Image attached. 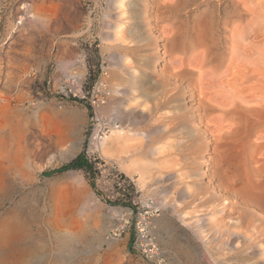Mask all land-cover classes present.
Here are the masks:
<instances>
[{
  "label": "rangeland",
  "instance_id": "1",
  "mask_svg": "<svg viewBox=\"0 0 264 264\" xmlns=\"http://www.w3.org/2000/svg\"><path fill=\"white\" fill-rule=\"evenodd\" d=\"M170 1L147 0V5L146 0H124L118 9V0H0V91L13 99V113L24 124L21 128L29 141L32 162L45 169L39 184L14 187L3 207L27 221L19 246L27 251L19 258L22 263L146 264L132 252V232L117 241L107 240L113 216L127 208L136 212L140 196L153 198L162 209L154 221V235L169 264H257L264 259L261 253L246 255L247 244H239L237 249L236 241L230 245L226 241V231H233L235 226L233 204H243L250 197L264 198V86H258L264 84L262 61L260 69L257 67L260 71L252 69L258 76L249 72L256 79L244 83L246 90L243 87L241 94L246 96L242 103L245 110L238 109L237 98H229L235 97L233 91L223 96L228 97V103L232 101L231 107L236 106L235 113L223 121V131L214 127L217 125L209 124V128L206 122L194 123L190 117L187 124L175 121V114L190 108L194 104L191 99H198L190 92L194 81H186L177 89L179 97L170 110L155 108L153 100L146 97L160 94L156 84L162 70L169 73L170 58L191 54V43L205 31L203 20L211 12L221 17L230 10L225 26L232 29L238 25L239 32L250 34L246 43H252L264 32V8L255 17L251 11L235 14L231 0H196L194 4L192 0H178L181 8L174 20L158 25L160 31L169 27L180 30L183 36L188 26V43L179 34L170 42L157 32L153 51L172 54L147 58L142 48L148 36L143 11L153 17L157 7L175 3ZM27 4L41 12L40 19L22 9ZM118 24L124 43L113 41ZM231 44L218 50L219 54L214 46L207 50L226 58L223 65H219L221 57L211 65L222 66L220 72L233 73L228 59ZM79 89L86 99L75 96ZM93 96L106 100L99 109L102 116L124 131L136 132L129 158L123 160L119 153H105L104 149L102 159L90 161L85 157ZM194 125L199 129L193 130ZM59 134L62 141L57 145ZM2 137L8 142L9 131ZM79 158L85 167L66 168ZM130 165L146 170L145 184L138 181V174L127 171ZM119 175L133 179L139 194L131 191L123 197L117 184ZM60 192L68 195L65 205L58 201ZM223 199L230 204L224 206ZM231 207L235 212L229 211ZM60 208L66 210L67 234L57 233ZM199 227L203 236L197 233Z\"/></svg>",
  "mask_w": 264,
  "mask_h": 264
},
{
  "label": "bare ground",
  "instance_id": "2",
  "mask_svg": "<svg viewBox=\"0 0 264 264\" xmlns=\"http://www.w3.org/2000/svg\"><path fill=\"white\" fill-rule=\"evenodd\" d=\"M118 1H120V2L117 4V7H118V9H120V8H122V6L124 4V0H118ZM174 1H175V3H173L171 5L169 3V4H164L162 6L157 7V9H156L157 11L153 17H151L152 15L150 16L147 11H143L144 19H142V20L147 25L148 36L146 35L145 42H147V43H145L146 45L142 46V48H143V51L147 54L146 55L147 58L150 57V55H164V57H166V56H169L172 54L171 51L169 54V51H166V50L162 53H160L159 51H153L154 50L153 44H154V41L156 40V38L158 36L157 32H160L161 34L165 35L166 38H168L170 40V42L173 39L175 40L176 38H174V36L176 37L179 34L180 30L179 31L176 30L177 32H175V31H173L172 28L171 29L169 27L165 28L164 26H163L164 28L162 27L163 30L160 31L161 27L158 25V23L163 22L165 20L172 19V21H173L175 16H177L179 8H181V7L177 4L178 0H173V2ZM192 1L194 4L196 0H192ZM252 2H253V0H231L232 8H233V11L235 12V14L236 13L240 14L244 11H247V12L251 11V13H253L252 15L255 16V15H257L256 13L261 12L262 8H264L263 7L264 6V0L263 1L261 0V2L258 1L259 3L258 4L256 3L257 5H255V6H250L252 4ZM146 4L148 5L147 0H146ZM146 4L144 6L142 4V7L148 9V6ZM151 6L149 5V7H151ZM187 6H188V4H187ZM22 7H23L22 8L23 10L26 8L27 13L30 17H32L34 19H40V16H41L40 11L38 12L37 10L32 9V7L28 4H27V7L25 5ZM29 9L31 11H29ZM182 9L185 10L186 7L183 6ZM33 10H34V13L32 12ZM133 10H135V9H133ZM229 11L228 12L224 11L223 15L221 17L219 15H216L214 12H211L209 14V17L206 18L205 20H203V21H205L204 25H205L206 29L204 32L201 31L198 33L199 38L198 37L197 38L199 41L198 40L196 42L190 41V42H192L191 45L194 48V50L192 52L189 51V52H191V54H189V56L187 54H183L184 56H180V57H177L178 56L177 55L176 57L170 58L171 62L169 65V68H170L169 73L165 74L164 70L161 71L162 77L159 80V82L156 84L157 88H161L160 94H158L157 96H153L151 94H146V97H148L149 100H153L155 108L165 109V110L169 109L170 110L172 103L177 101V99L179 97L177 89L182 87V84L186 81L187 82H189V81L193 82L194 81L195 82L194 85L192 87L190 86V92L192 93L193 98L195 96L198 97L197 100L191 99V102L196 104V105L193 104L190 108L182 111V113L175 114L174 115L175 121L179 120V121L187 124L189 121L187 118L190 117L191 119H193L194 123H195V121L196 122L198 121V123L206 122L207 126L209 124H210L209 126H211L213 124V125H217L214 127L221 128L222 124L224 123L223 121L228 116L231 117L230 115H232L234 112L233 108L236 107V106L231 107L233 105L230 106V104H232V101H231V103H228V101H227L228 97L225 98L226 100L223 98V96L224 97L228 96V93L231 91L234 92L235 97L232 98L229 96V98H231V99L237 98V100H239L240 104L238 105V109L240 110L243 107L245 108V106L242 103L246 102L244 100V98H246V96L244 97V95L242 96V94H241V92H243L244 83H246V81H250L251 79H254V78L256 79V77H254L256 75L254 73V71H256V70L253 71L252 69H254V68L256 69L257 67L259 68L260 65H262V64H263L262 66H264V32H262L261 35L259 34L258 38L255 37V39H252L251 41L254 40L252 43H246L247 38L249 37L250 34H247L245 31H242V30H241L242 32H239L237 29L238 25L232 29H228L225 26V22H227L229 17L231 16V12H229ZM30 12H32V14ZM136 13H138V12H136ZM135 19H137V18H135ZM154 20L157 21L155 24L153 23ZM115 30L116 31H115V36H114L113 41L118 42V43H121V42L124 43L123 37H121V24H118L115 27ZM189 30L190 29L187 26L186 29L184 30V32H185L184 36L180 35L181 33L179 34L180 36L184 37V41L187 40V41H185L187 43L189 40V36H187L188 34H186V33L189 32ZM136 32H138V30ZM135 33H134V35L136 36L137 34H135ZM220 33H222V36ZM140 35L142 36V34H140ZM254 35H256V34H254ZM141 36H139V38ZM178 39H180V37ZM167 42L169 43V41H167ZM208 42L211 44L209 45ZM229 42H231L233 44L231 55L228 58L229 62H230L229 65H230V67L233 68V73H230V74H229V72H227L228 70L224 71V72L223 71L220 72V68L222 66H219L220 68L218 66H215V67L211 66L212 63H214L217 60V58H219V57H221V58H219L220 59L219 65H223V62L225 61L226 58L223 57L222 55H219L217 57L213 53L209 54V52H208L209 47H211V46H214L217 49V52H218V50L222 51L223 47H225V45H227V43H229ZM180 43L178 42V44H180ZM202 46H205L204 50H202V48H203ZM137 47H139V45ZM187 48H191V47H187ZM133 52H135V51H133ZM219 52H218V54H219ZM136 53H139V51ZM186 56H188V57H186ZM185 58H188V59L186 60ZM261 61H262V64H261ZM262 66H261V68H262ZM250 70H252L253 74H255V75H253V77L251 75H249V72L252 73V71H250ZM224 76L228 77V78L225 79ZM256 76H258V74ZM252 81H255V80H252ZM257 81H259V80H256V82ZM246 86L244 87V89L246 88ZM252 86H254V85H252ZM258 86L263 87L264 84L263 85L260 84ZM259 89H261V88H259ZM259 89H258V92L261 91ZM248 90H251V88ZM255 91H257V90H255ZM233 92H231V93H233ZM231 95H233V94H231ZM251 95H252V92H251ZM253 96H254V94H253ZM259 97L261 98V96H259ZM263 97L264 96H262V99L264 100ZM237 100H236L235 104L237 103ZM257 102L259 103L260 101H257ZM261 103H263V101ZM12 104H13V99L5 98L2 95V91H0V209L2 210V212L0 213V255H2V258L0 260V264H24V263H22V261H19V258L21 255L27 254L26 250L19 247L22 244L21 241L23 238L24 227L26 226L27 221L21 215H19L17 213L14 214L13 210H11L9 208L8 209L3 208L5 206L4 203H5L6 199L8 198L10 191L13 190L14 187L23 186V185L39 184L41 182L40 176L45 170V169H43L42 166H40L38 164H34L32 162L31 152L29 150V141L23 133L24 129L21 128L22 127L21 124H23V123L19 119V117L15 113H13L14 110H13ZM242 110H245V109H242ZM246 112H248V111H245V113ZM238 113L240 114V112H238ZM242 113H244V112L242 111L241 114ZM234 117H233V120H234ZM238 119L239 118H237V120ZM226 120H225V122H226ZM211 127H213V126H211ZM211 127H209V128H211ZM226 128H231V126L226 127ZM194 129L197 130L199 128L194 125L193 130ZM221 129L223 131L224 128H221ZM6 130H8L10 133V140L8 142L5 141L2 137V133ZM214 130L215 129H213V131ZM204 131H206V130L204 129ZM214 132L216 133L217 131H214ZM214 132H212V133H214ZM135 133L134 132L131 133V131L130 132L124 131V128L119 126V124L117 123V126H115V128L113 129V131L111 133L112 137L109 136L104 141V143L102 144V148L104 147L103 149H104L105 153H110L112 151L117 152L121 155V158L123 160L127 159V158H129L130 153H131V147L132 146H131L130 142L133 141V135L132 134H134L136 136ZM203 133H205V132H203ZM208 134H209V132H208ZM58 137H59L58 138L59 141H57V145H60V140L62 141L61 134H59ZM63 154H65V152H63ZM127 171L128 172L133 171V173L138 174L139 175L138 181L141 184H145V180L147 178V172L142 167H137V166L133 167L132 165H130L128 167ZM60 193H61L60 196L58 195L59 200L58 199L57 200L59 201L60 204L65 205L67 203V201H69L68 195H67V193H63V192H60ZM236 195H238V194L237 193L234 194V196H236ZM238 198H239V196H238ZM242 200H244V199H242ZM222 203L225 206L227 204H230V200L223 199ZM243 204H242V201H241V203L236 202V204H233V206H236L235 210L237 212L234 214L232 213L233 216L236 215V218L234 219L235 220V226H234L233 231H226L228 234V238H227L228 240H226V241H228V244H229V242L231 244V243H233L232 241H236L237 242V247H236L237 249H238L239 244H247L248 247L244 251L246 255L252 256L254 254L261 253L262 257H264V249L262 248V247H264L263 246L264 245V198L250 197L247 200H245ZM243 206L246 207L247 209L244 210V208H242ZM233 208H232V210H229V211L230 212L233 211L234 210ZM60 209L61 210L58 211V218L56 221L57 222L56 223L57 233L67 234L68 229H67V225H66V221H65L66 210H63L62 208H60ZM235 210H234V212H235ZM228 215H230V214H227V216ZM228 227L231 228L230 225ZM217 231L221 232V233L225 232V231H221V229H220V231H219V229H217ZM197 233L200 236L204 233L202 231V227L198 228ZM201 238H202V240H204L203 237H201ZM224 244H225V242H224ZM240 248H242V247H240ZM16 257H18V259H14ZM12 258H13V260H12ZM9 261H10V263H8ZM257 264H264V259L262 261H259Z\"/></svg>",
  "mask_w": 264,
  "mask_h": 264
},
{
  "label": "built area",
  "instance_id": "3",
  "mask_svg": "<svg viewBox=\"0 0 264 264\" xmlns=\"http://www.w3.org/2000/svg\"><path fill=\"white\" fill-rule=\"evenodd\" d=\"M76 95L86 99L81 89L75 91ZM92 98V118L87 128V138L84 144V155L90 161L101 158L102 144L115 128L112 121L105 118L99 109L106 103L105 98L95 96ZM116 171V167L112 166ZM118 186L122 190V196L127 197L132 192L139 194L133 179L118 176ZM127 187V188H126ZM132 191V192H131ZM138 208L135 212L130 208L121 210L113 216L112 226L107 234L108 241H117L123 235L133 233L131 244L132 252L146 264H169L162 252L154 235V221L160 217L161 207L153 198L139 197Z\"/></svg>",
  "mask_w": 264,
  "mask_h": 264
},
{
  "label": "trees",
  "instance_id": "4",
  "mask_svg": "<svg viewBox=\"0 0 264 264\" xmlns=\"http://www.w3.org/2000/svg\"><path fill=\"white\" fill-rule=\"evenodd\" d=\"M85 163L79 158L77 160H75L74 162H72L69 166H67L66 168L68 167H74V168H83L85 167Z\"/></svg>",
  "mask_w": 264,
  "mask_h": 264
},
{
  "label": "crops",
  "instance_id": "5",
  "mask_svg": "<svg viewBox=\"0 0 264 264\" xmlns=\"http://www.w3.org/2000/svg\"><path fill=\"white\" fill-rule=\"evenodd\" d=\"M103 148H104V147H103ZM103 148H102V149H103Z\"/></svg>",
  "mask_w": 264,
  "mask_h": 264
}]
</instances>
